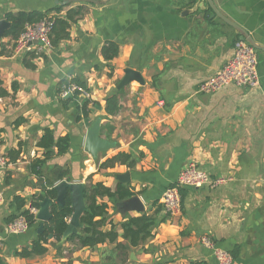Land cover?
<instances>
[{
    "label": "crops",
    "instance_id": "crops-1",
    "mask_svg": "<svg viewBox=\"0 0 264 264\" xmlns=\"http://www.w3.org/2000/svg\"><path fill=\"white\" fill-rule=\"evenodd\" d=\"M100 1L71 3L56 12L52 0H0V20L8 12L48 11L51 18L64 17L77 5L84 10L70 23L67 38L39 53H13L14 39L0 38V79L8 92L0 98V153L7 157L9 151H19L0 171L5 197L0 205V264H218L213 250L200 243L201 236L230 252L232 264H264V50H257L258 85L199 92V83L225 63L239 40L233 27L212 15L206 0ZM212 1L264 47V0ZM108 41L119 45L109 62L101 54ZM126 68L137 71L141 80L118 87ZM74 80L83 82L88 92L65 108L61 99L70 95L60 92ZM112 92L118 94L120 108L111 115L104 104ZM86 99L100 106L78 119ZM96 118L100 137L114 147L94 158L84 151V141ZM45 128L56 137L68 135L70 146L47 160L36 176L30 163L43 153L37 141ZM119 151L129 153L134 166H101ZM190 161L212 177L230 180L215 188H181L180 214L168 216L159 199ZM88 179L111 189L128 185L142 207L122 209L119 203L129 197L99 198L108 206L104 229L113 223L117 242L128 245L120 224L142 213L153 215V235L126 254L115 250V242L81 248L66 237L59 245L48 243L42 256H18L41 234L36 230L42 220L36 218L38 207L36 221L25 233H7V223L19 215L14 198L29 201L61 181L84 185ZM45 200L50 213L51 200Z\"/></svg>",
    "mask_w": 264,
    "mask_h": 264
},
{
    "label": "trees",
    "instance_id": "trees-1",
    "mask_svg": "<svg viewBox=\"0 0 264 264\" xmlns=\"http://www.w3.org/2000/svg\"><path fill=\"white\" fill-rule=\"evenodd\" d=\"M56 12H60L63 7L54 6ZM48 11L41 12L37 10L32 11H18L16 13L8 12L5 15L6 20L10 23L9 28L4 32V36H9L12 39H16L21 31L23 30L25 23H32L46 17ZM84 10L82 5H77L68 8L65 11L64 17H51L54 21L52 33H51V44L68 37V28L71 22H76L82 17ZM48 17V16H47ZM3 52V51H2ZM119 53V45L117 42L108 41L101 48V54L106 61L112 60ZM26 65L32 67L33 64L29 63L24 59ZM110 70L111 65H108ZM79 85L80 90L75 91L67 98L61 99L63 107L69 106L70 102L79 94L87 93L88 88L86 85L79 81L74 80ZM15 88V87H14ZM8 92L2 87V81L0 79V98L6 97ZM99 103L86 99L80 106V114L78 119L81 117H88L92 107H99ZM120 108L119 96L116 92H112L105 98L104 110L107 114H116ZM23 120H17L16 125L22 123ZM37 146L42 148L43 153L40 157L33 158L30 163V168L33 174L39 176L41 169L47 160L51 159L56 155H62L68 151L70 146V138L68 135L56 137L50 128H45L43 134L37 141ZM18 150H11L7 154V158L14 161L18 156ZM115 164H123L131 168L135 164V159L131 155L124 151H119L111 157L105 159L101 166L112 167ZM133 195V191L128 185L118 184L114 189L106 187L102 182H91L88 179L84 183L83 200L85 204V210L79 217V234L69 235L67 241H75L79 247H87L94 249L99 244L109 241L115 242V250L120 253H125L130 247H137L142 244L148 238L153 235V226L155 223L154 217L151 214H139L136 216H128L121 224L122 230L121 236L127 240L128 245H124L117 242L118 232L113 223L108 229H104L107 224V204L99 201L101 197H108L115 201L123 200ZM48 197L51 200L50 205V218L44 223L43 232L33 240L28 247H23L17 252V255L23 258H32L42 256L47 252V244L55 243L56 245L61 244L62 234L67 226V218L70 216L72 209L70 206V200L68 197L64 199V203L59 205L54 201L56 192L54 189H48L45 194L33 195L29 201L23 197H15L13 204L15 210L23 215L28 223V226H32L35 223V214L31 209H37L40 201ZM192 264H203L202 262H193Z\"/></svg>",
    "mask_w": 264,
    "mask_h": 264
},
{
    "label": "built area",
    "instance_id": "built-area-1",
    "mask_svg": "<svg viewBox=\"0 0 264 264\" xmlns=\"http://www.w3.org/2000/svg\"><path fill=\"white\" fill-rule=\"evenodd\" d=\"M54 21L50 17H44L32 23H25L19 36L13 40L10 47L13 53L22 54L26 52L39 53L43 49L51 48V33ZM258 58L257 50L245 40L236 41L231 56L211 76L199 83L198 91L203 93H214L226 85L240 87H254L258 85ZM80 90L75 82H68L62 86L60 95H71ZM9 165L6 155L0 153V171ZM230 177H212L202 170L195 162L186 163L178 172L176 180L163 190L159 204L168 216L180 214L181 193L183 187L209 188L218 187L227 183ZM5 202L4 194L0 191V205ZM34 213L35 209H31ZM26 218L19 214L6 225L7 233L22 234L28 230ZM200 243L213 250L218 264H232L233 255L217 247L214 240L208 236H201Z\"/></svg>",
    "mask_w": 264,
    "mask_h": 264
},
{
    "label": "water",
    "instance_id": "water-1",
    "mask_svg": "<svg viewBox=\"0 0 264 264\" xmlns=\"http://www.w3.org/2000/svg\"><path fill=\"white\" fill-rule=\"evenodd\" d=\"M52 1H53L54 6H60V7L69 6L71 3L98 4L99 2H101L100 0H52ZM206 1H207L209 8L212 11V15L219 17L225 23L233 27L239 33L240 40L247 41L256 50H264V47L257 45L254 42L253 38L242 27L228 20L222 13H220V11L214 5L212 0H206ZM184 12L185 13L189 12V9L185 10ZM9 26H10V23L6 19L0 20V38L3 36L4 32L9 28ZM124 72H125V75L123 79L120 81L118 87H121L125 85L126 83H129L132 80H139V81L141 80L140 74L131 68H126ZM99 133H100V119L96 118L88 127L86 134H85V141H84V151L90 154L94 158H96L98 153L105 152L114 147L113 142L102 139ZM122 179L126 180L128 179V176L126 175L122 177ZM54 190L56 192L55 202L58 203L59 205H62L64 203V199L68 197L70 200V206L72 209V212L70 214V222L67 223L66 229L64 230L62 234V240H64L69 235H78L79 234L78 226L80 225L79 217L86 208L84 204V200H83L84 185L81 183H67L66 181H61L54 186ZM48 203L49 201L47 200L40 201L39 203L40 212L36 215V218L41 219L42 222L39 224L36 230L38 234L43 232L44 221H47L51 215L46 210V206ZM49 205H51V203ZM119 206L125 210L126 209L141 210L142 209L139 201L134 196L133 197L131 196L128 199H125L124 201H121L119 203Z\"/></svg>",
    "mask_w": 264,
    "mask_h": 264
}]
</instances>
